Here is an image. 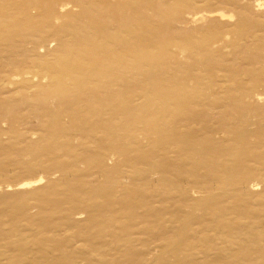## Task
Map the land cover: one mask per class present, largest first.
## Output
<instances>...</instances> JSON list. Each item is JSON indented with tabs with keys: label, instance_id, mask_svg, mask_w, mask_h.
I'll return each mask as SVG.
<instances>
[{
	"label": "rangeland",
	"instance_id": "rangeland-1",
	"mask_svg": "<svg viewBox=\"0 0 264 264\" xmlns=\"http://www.w3.org/2000/svg\"><path fill=\"white\" fill-rule=\"evenodd\" d=\"M116 1L119 0L107 3ZM242 2L239 6L246 14L259 18L261 28L264 19L256 8L257 0ZM154 3L156 7L165 5L164 0ZM224 7L226 11L233 9ZM233 21L222 22L227 31L233 29ZM213 23L210 19L197 27L218 24ZM185 28L188 27L175 21L171 34L178 38ZM57 49L58 42L50 39L38 57L45 58ZM214 55L211 59L215 72L227 67L240 74L264 67V52L253 46L243 52L232 47ZM188 60L183 58V62ZM197 76L210 77L205 70L197 72ZM214 88L216 95L203 103L189 124V140L196 143L197 150L207 144L208 157L214 158L204 161L186 149H166L155 144L156 136L146 138L141 133L143 125L135 120L132 131L136 141H123V153L109 151L103 156V151L98 153L91 141L78 134H61V130L69 128L70 119L59 118L57 127L54 115L60 107L52 94L54 86L40 68L19 70V77L11 84L0 82V251L5 252L0 264H9L19 245L26 250L45 246L44 252L32 256L38 260L48 257L54 264L57 255L62 264H143L148 260L152 264H187L174 260L169 253L156 263V244L162 236L170 237L187 217L194 219V229L210 226L211 216L200 208V203L208 199H212L208 210L225 209L222 221L242 224L248 232L258 228L263 236L257 247L234 246L229 250L231 259H219L225 246L216 243L219 247L205 258L189 264H264V88L256 90L259 98L254 97L249 85L240 87L233 97L225 96V89L217 84ZM154 107H148L151 112L148 108L143 111L145 118L155 120ZM232 112L238 115L232 117ZM45 144L50 147L43 151L41 146ZM238 149H244V155L236 164L228 155L236 154ZM135 159L148 162L156 170L137 176L143 167H136ZM224 166L244 179L241 185L236 182L222 193L217 189ZM40 178L42 182L38 184L20 186ZM81 188L85 191L78 197L76 193L83 192ZM103 194L109 196L110 204L102 211L98 205H104ZM57 207L60 209L52 215L50 209ZM3 222L16 225L2 226Z\"/></svg>",
	"mask_w": 264,
	"mask_h": 264
},
{
	"label": "bare ground",
	"instance_id": "bare-ground-1",
	"mask_svg": "<svg viewBox=\"0 0 264 264\" xmlns=\"http://www.w3.org/2000/svg\"><path fill=\"white\" fill-rule=\"evenodd\" d=\"M242 1L164 0L166 9L163 10V7L155 6L154 0H119L113 4L107 0H0V82L11 84L19 77V70L40 68L54 86L52 94L60 107L54 115L56 123L62 117L70 119L69 128L61 130V134H78L85 141H91L98 153L103 151V156L109 151L123 153L126 149L123 141L135 142L137 136L132 125L139 122L146 138L156 136L155 144L166 149L183 148L193 156L211 161L214 158L208 157L207 144L203 143L197 150L196 143L189 140V124L196 118V111L216 95V84L225 89V96L230 97L237 95L240 87L249 85L254 97L259 98L256 90L264 88L263 66L240 74L232 68L225 67L218 72L212 68L211 58L223 53L224 49L233 47L235 51L243 52L253 46L264 52V25L258 28L260 19L246 14L239 6ZM255 5L264 19V0H257ZM224 6L233 9L226 11ZM210 19L214 20L213 24H218L197 27ZM233 20V29L227 31L222 22ZM175 21L188 27L178 38H174L170 30ZM50 39L58 42L57 51L39 58L40 50ZM185 56L189 60L183 62ZM210 66L212 69L207 70ZM203 70L210 77L197 76V72ZM160 72L165 74L162 76ZM243 90L247 91L245 87ZM150 106H155L158 111L154 110L157 114L154 121L145 118L143 113ZM236 113L230 115L234 117L238 115ZM41 147L46 151L50 146ZM221 154L223 157V150ZM243 155L244 149H238L236 154L231 153L228 157L237 164ZM134 161L136 167H143L136 172L139 177L156 170L141 159ZM221 171L217 190L222 193L244 179L229 167L224 166ZM40 182L41 178L20 186L25 188ZM82 191L76 193L78 197L85 190ZM103 196L104 205L97 203L102 211L110 204L109 196ZM211 201L200 203V208L211 216V225L197 230L192 227L194 219L187 217L170 237L164 239L162 236L157 241L156 263L162 262V255L169 253L179 263L189 264L200 257L205 258L219 245L225 246L223 252H219V259L227 260L233 257L229 256V250L234 246L259 245L263 236L261 230L248 232L242 224L222 221L225 209L208 210ZM59 209L51 208L50 212L54 215ZM12 224L3 222L2 226L16 225ZM30 227L28 229L32 230ZM44 247L26 250L16 246V255L11 257L9 264H49L48 257L38 260L32 256L44 252ZM3 257L5 252L0 251V259ZM60 260L57 255L56 264H62ZM143 264H152V261Z\"/></svg>",
	"mask_w": 264,
	"mask_h": 264
}]
</instances>
